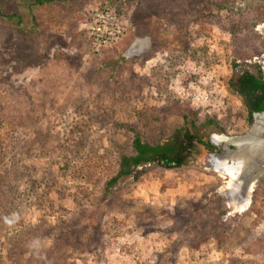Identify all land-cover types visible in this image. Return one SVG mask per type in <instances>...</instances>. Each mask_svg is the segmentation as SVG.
I'll list each match as a JSON object with an SVG mask.
<instances>
[{
    "label": "rangeland",
    "instance_id": "obj_1",
    "mask_svg": "<svg viewBox=\"0 0 264 264\" xmlns=\"http://www.w3.org/2000/svg\"><path fill=\"white\" fill-rule=\"evenodd\" d=\"M34 1L9 0L20 24L0 17V264H264V172L244 212L195 147L181 167L143 165L106 188L133 133L155 145L182 127L250 131L227 81L264 77V0ZM103 8L125 33L94 53L84 26ZM67 153L91 185L66 172Z\"/></svg>",
    "mask_w": 264,
    "mask_h": 264
},
{
    "label": "trees",
    "instance_id": "obj_2",
    "mask_svg": "<svg viewBox=\"0 0 264 264\" xmlns=\"http://www.w3.org/2000/svg\"><path fill=\"white\" fill-rule=\"evenodd\" d=\"M73 1L74 0H35L34 4L37 6H45L46 4L50 3L67 5L72 3ZM9 3V0H0V17L6 19L7 21L14 19L17 21V24H20L19 17L11 14L6 15L4 13L6 6ZM227 86L230 93L239 97L243 111L245 112L247 123L251 121L253 113L264 112L263 79L257 78L255 75L249 72H243L236 78L228 80ZM206 123L211 122L208 121ZM83 126H86V122L75 123V125L73 126L74 131H71L68 137L64 138V140L68 141L69 138L72 137V135L83 132ZM204 126V124H201L198 126V128ZM193 128L195 129L197 127L194 126ZM128 147L131 153L128 155L123 154L118 158L117 164L115 166L116 172L113 175L107 177V189L114 187V185L121 178L131 175V173L135 169L143 165L157 164L159 166L168 168L181 167L183 160H185L192 154V152H194V147L199 148L200 150H204L208 153L220 152V147L213 144L211 139L197 135L193 133L192 130L187 129L186 127L176 129L170 141L166 143H158L155 145L143 141L139 134L133 133V137L131 138ZM66 155L68 159H65L63 163L66 172L67 170H69L68 168H71L73 170L72 175L74 176V178H82L81 175L85 174L88 177V181H86L87 185H91L90 175L92 176L93 172L90 167H86L84 171V165L86 163L82 164V161L80 162L79 159L75 158V160L79 163L76 164L75 162L70 160L71 156H69V153H67ZM106 165L108 167V170L113 169L111 161L106 163ZM100 181L101 179L97 175L94 179V182ZM50 193L55 195L56 198V190L53 192V189L51 188L46 190L44 194L48 196ZM62 199L64 198H59L57 199V201H60ZM39 203H47L48 206L50 205V208H54L53 200L48 199L47 197H44V199L41 198ZM58 208L60 210V205L56 208V210ZM53 215L55 216L56 213H54Z\"/></svg>",
    "mask_w": 264,
    "mask_h": 264
},
{
    "label": "bare ground",
    "instance_id": "obj_3",
    "mask_svg": "<svg viewBox=\"0 0 264 264\" xmlns=\"http://www.w3.org/2000/svg\"><path fill=\"white\" fill-rule=\"evenodd\" d=\"M257 30L264 34V24L257 26ZM253 129L256 130L246 139V147H241L239 153L212 157L217 159L219 173L228 178L226 189L231 191V195L240 194L233 208L236 212L246 211L254 185L264 169V117L255 119ZM212 139L215 143H242L238 141L239 137L230 138L222 134H213Z\"/></svg>",
    "mask_w": 264,
    "mask_h": 264
},
{
    "label": "built area",
    "instance_id": "obj_4",
    "mask_svg": "<svg viewBox=\"0 0 264 264\" xmlns=\"http://www.w3.org/2000/svg\"><path fill=\"white\" fill-rule=\"evenodd\" d=\"M84 28L90 49L94 53L111 48L125 33L121 16L110 8L92 11Z\"/></svg>",
    "mask_w": 264,
    "mask_h": 264
},
{
    "label": "water",
    "instance_id": "obj_5",
    "mask_svg": "<svg viewBox=\"0 0 264 264\" xmlns=\"http://www.w3.org/2000/svg\"><path fill=\"white\" fill-rule=\"evenodd\" d=\"M261 117H264V113H256L253 115V120L255 121L256 118H261ZM253 126L254 124L252 125L250 131L246 134H244L243 136L239 137L240 140L238 141H241L242 143H240L239 145H237V143H215L213 142V139L211 137V141L213 142V144L217 145V146H220L222 148V152L219 153V154H212V155H219V156H222V155H226V154H230V153H239V151L241 150V147H246V144H247V141L246 139L249 138V136L253 133L254 130L256 129H253ZM237 138V137H236ZM264 172V169L262 170V173ZM261 173V174H262Z\"/></svg>",
    "mask_w": 264,
    "mask_h": 264
},
{
    "label": "flooded vegetation",
    "instance_id": "obj_6",
    "mask_svg": "<svg viewBox=\"0 0 264 264\" xmlns=\"http://www.w3.org/2000/svg\"><path fill=\"white\" fill-rule=\"evenodd\" d=\"M264 57V56H263ZM257 78H261V79H263L264 80V77H262L261 75L260 76H256ZM261 113V112H260ZM262 113H264V112H262ZM254 114H256V113H253V115ZM253 115H252V118H251V121H252V119H253ZM220 147V146H219ZM222 152V148L220 147V152H217V153H213V154H219V153H221Z\"/></svg>",
    "mask_w": 264,
    "mask_h": 264
}]
</instances>
